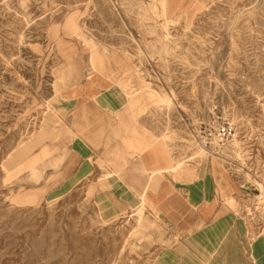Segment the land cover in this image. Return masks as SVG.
<instances>
[{
    "label": "rangeland",
    "instance_id": "obj_1",
    "mask_svg": "<svg viewBox=\"0 0 264 264\" xmlns=\"http://www.w3.org/2000/svg\"><path fill=\"white\" fill-rule=\"evenodd\" d=\"M167 1L0 0V264H205L143 191L183 173L236 185L215 197L243 220L258 264L249 251L259 239L264 251V0L197 2L179 20ZM89 53L108 61L103 75ZM90 82L113 86L121 112L172 158L169 173L131 175L138 203L109 160L128 136L116 113L94 100L85 115L76 108Z\"/></svg>",
    "mask_w": 264,
    "mask_h": 264
},
{
    "label": "crops",
    "instance_id": "obj_2",
    "mask_svg": "<svg viewBox=\"0 0 264 264\" xmlns=\"http://www.w3.org/2000/svg\"><path fill=\"white\" fill-rule=\"evenodd\" d=\"M205 1L168 0L166 15L170 20L191 18L198 11L197 4ZM88 60L90 68L96 74L103 75L105 73L108 61L101 54L98 53L93 59L89 53ZM68 76L66 70L57 79L66 82ZM110 80L113 81L111 78ZM112 89L113 86H95L92 82L83 85L80 89L82 92L80 90L77 92H80L81 95L86 94L88 101L79 104L76 108H79L78 110L85 115L90 104L88 102L94 100L96 108L116 113L118 129L128 136L124 138V148L111 149L109 160L114 171L118 172L117 176L124 187L121 192H125L127 195V191L131 190L138 203L139 198L129 183L131 175L138 178L140 182L145 181L149 174L172 166V158L164 148L161 150L159 146L156 147L155 142H150V137L139 131L132 118L126 116V110L121 112L125 104L118 106L115 104ZM137 103L138 101H133L127 105L131 108ZM191 174L183 173L180 181L174 180L173 174L171 176L164 174L153 184L151 189L148 184L143 191L148 192L146 193L149 211L155 213L163 224L182 232V239H184L182 247H187L190 254L201 259L203 263L249 264L245 247L247 232L243 220L230 214L215 197L216 187H220L224 193L232 195L236 194V185L221 176L218 178L216 176L217 181L211 180L210 183H206L203 174ZM143 191L141 198L142 195L144 196ZM125 201L127 200L125 199ZM259 241L260 239L254 242L249 252L251 258L253 255L258 264H264V251H258ZM175 253L184 254L181 248L176 249ZM204 256L209 257L205 258ZM176 263L195 264L192 258L186 260L179 256L175 258L174 263L170 264Z\"/></svg>",
    "mask_w": 264,
    "mask_h": 264
},
{
    "label": "bare ground",
    "instance_id": "obj_3",
    "mask_svg": "<svg viewBox=\"0 0 264 264\" xmlns=\"http://www.w3.org/2000/svg\"><path fill=\"white\" fill-rule=\"evenodd\" d=\"M203 152H205V150H203ZM173 167H174V166H173ZM172 170H174V168H172V166H167V168L165 167V169L162 170V171H159V172H155V173H151V174H149V175H150L149 177H153V176H155V175H162V174H164V173H169V172H171Z\"/></svg>",
    "mask_w": 264,
    "mask_h": 264
},
{
    "label": "built area",
    "instance_id": "obj_4",
    "mask_svg": "<svg viewBox=\"0 0 264 264\" xmlns=\"http://www.w3.org/2000/svg\"><path fill=\"white\" fill-rule=\"evenodd\" d=\"M222 132H223V134H224V132H225V129H224V128L222 129Z\"/></svg>",
    "mask_w": 264,
    "mask_h": 264
}]
</instances>
